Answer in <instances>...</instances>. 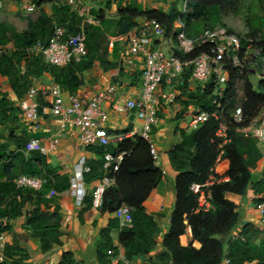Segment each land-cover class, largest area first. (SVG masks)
Segmentation results:
<instances>
[{
    "label": "trees",
    "instance_id": "1",
    "mask_svg": "<svg viewBox=\"0 0 264 264\" xmlns=\"http://www.w3.org/2000/svg\"><path fill=\"white\" fill-rule=\"evenodd\" d=\"M181 13L174 6L167 14L152 10L143 11L135 0H117V17L119 35H127L135 26L136 20L156 21L165 31V36L171 40V51L179 56L175 48V37L181 31L188 38L197 36L202 30L222 25V10L237 14V6L241 0H186ZM258 11L262 13L260 26H264V0H254ZM36 9L43 5H51V15L42 10L35 20H27V29L17 33L10 26L0 23V77L8 80L11 92L16 99L22 96L30 87V78H37L46 73L54 83L69 93H74L82 86L80 75L90 69L99 60L97 47L100 39L98 29L85 25V43L87 56L79 63H71L63 68L45 65L41 55L30 54L37 44L46 46L56 28H65L68 34L78 32L80 19L72 14L63 2L54 0H32ZM215 7L217 13L209 12ZM94 14V12L92 13ZM96 20H102L100 12H95ZM181 23L180 30L175 24ZM198 24H202L199 30ZM251 27V32L244 39L255 37L264 29ZM264 38V34H263ZM264 50V43H259ZM199 49L185 56L188 61L194 59ZM25 63L23 74L18 73L21 63ZM112 68V66H111ZM228 82L224 98L220 100L225 111L221 119L208 120L197 129L189 132L178 130L179 141L167 153L170 164L175 172V202L169 217L168 230L161 238V252L157 255L158 264H222L224 259L228 264H264V214L262 223L240 227V235L230 240L231 233L238 228L239 213L237 207L225 199L227 193L244 197L252 191L255 205L264 202V171L261 180L253 182L254 172L263 154L253 138H244L237 132L245 127L261 110H264V89L259 81V89L254 91L247 76L239 75L227 67ZM190 69L181 76V90L184 91L178 101L182 104L175 120L185 116L188 106L195 111H212L211 85L205 90L197 89L186 94ZM242 81L241 107L244 121L235 125L230 114L235 107V85ZM42 107H38V117L42 115ZM196 114V113H195ZM20 111L12 102L3 96L0 98V237L10 232L9 222L22 217L25 207L29 210L24 215V226L29 230L28 236L39 239L42 254L50 252L59 245L62 235L58 208H52L50 192L60 195L72 187V177L68 174L55 173L46 158L40 152L26 153L28 141L19 134ZM220 125L225 126V136L217 137ZM131 127L116 134L127 135ZM14 150H11V148ZM87 152L100 157L99 161H89L88 170L82 172V183L89 185L101 180L105 175L113 178V184L106 188L98 211L101 215H111L119 207L125 205L131 209V228L121 229L118 246L113 247L109 231L118 226L111 220L108 230L101 231L102 243L96 254L98 264H110L113 257L120 254L131 259L137 255H147L156 246L159 229L152 216L148 214L143 204L162 179V172L152 159L149 144L140 136L122 138L116 145L107 147H84ZM105 153L113 156L124 154L115 172H105L102 157ZM218 156L224 162V168L216 173L214 167ZM264 158V157H263ZM19 176L42 179L45 184L38 191L18 188L15 180ZM213 181L205 189L208 198V209L199 207L198 195L191 191L192 185H204ZM56 197V196H55ZM84 195L82 204L87 202ZM87 207L89 203L87 202ZM26 211V210H25ZM261 227V229H260ZM190 229L192 242L200 245L198 249L189 244L182 247L179 238ZM28 237H15L14 244L5 246L4 264H28V255L20 241L26 242ZM113 256V257H112ZM59 264H77L71 253L63 252Z\"/></svg>",
    "mask_w": 264,
    "mask_h": 264
},
{
    "label": "crops",
    "instance_id": "2",
    "mask_svg": "<svg viewBox=\"0 0 264 264\" xmlns=\"http://www.w3.org/2000/svg\"><path fill=\"white\" fill-rule=\"evenodd\" d=\"M54 1L65 3L70 12L80 19L81 22L78 31L85 28V25H90L86 23V19H93L97 22L96 25L91 26L98 29L100 39L97 52L99 60H104V64L95 61L90 69L82 72L80 75L82 86L75 92L79 94L94 95L100 91H106L109 88H113L114 101L117 103L129 99H138L140 96L139 77L143 62L140 56L134 58L127 56L128 49L123 40L125 35H119L120 30L117 24V0H74L75 3L72 5L68 4V0ZM181 1L182 0H174L171 3L169 0H144L142 4L135 2L143 11L156 10L167 14L170 11L167 5L169 2L172 4V8L174 6L177 8L180 6ZM48 5L50 7L47 10ZM17 6L16 3L11 4V0H2L0 23L10 26L17 33H21L27 29L28 19L24 21V26L22 25L23 23L19 25L18 20L19 18L22 19L23 16H25V13L20 9L18 2ZM40 10H42L47 16L52 13L50 4L37 8V16L39 15ZM182 10L178 11L182 13ZM93 12L94 14H92ZM95 12H100L102 20H96ZM135 22L139 25L143 22V19H138ZM62 30L65 32V36L76 34H68L65 28H62ZM172 46L173 44L171 40L166 38L164 44L160 45V48L169 51ZM124 59H131L132 65H125L123 63ZM24 71L25 63L22 62L18 69V73L23 74ZM52 85L56 84L52 77L46 73L37 78H30V87L41 88ZM59 88L62 101L68 103V97L71 93L60 86ZM3 96H6L12 102L14 107L18 108V101L20 99H16V96L11 92L7 78L0 77V98ZM24 96L25 94L21 99H23ZM52 100V97L45 98L40 94L36 98L38 106H41L42 109L48 108ZM191 107L193 106H188L185 116H183L181 120H175L178 113L183 109L180 102L174 107L160 106V111L158 112V124L152 128L151 142L158 155L156 165L162 172V179L143 204V207L146 212L152 216L156 223L159 229V236L156 240L157 244L155 248L149 254L137 255L130 259L137 264H158L156 257L162 251L160 245L161 238L168 230L169 217L175 202V172L169 162L167 153L179 141V136L176 133L178 130H185L187 132L193 130L189 127L191 119L190 114L193 112V110L190 109ZM105 109L108 113V122L106 125L107 133L111 138L110 145L112 147H116L117 143L120 141L119 139L131 137L130 133L133 130L136 131L140 129L141 124L134 119L133 115H130L129 117L116 116L108 106H105ZM193 109L195 112V107ZM19 117L18 133L23 134L28 143L30 141H37L39 143V146L43 149L41 154L44 155L47 163L55 173L61 175L68 174L74 178L77 173L80 172L82 175L83 171L88 170L87 163L89 161L100 160V157L86 151L79 140L78 132L62 123L60 117L52 116L50 114H42L33 124L24 121L21 114ZM128 127H131L132 129L129 134L125 136L116 134ZM257 147L261 154H263L264 145L257 143ZM11 150H14V148L12 147ZM218 164L221 165V168H224V162L222 160L218 162L217 159L216 165ZM263 171L264 158L262 156V160L259 161L254 172V182L261 180ZM97 182H93L89 185L81 183L89 207H87V202L79 207L75 205L76 197L73 193V187H71L69 191L51 198L52 208H58L60 229L63 233L59 238V245L54 246L50 252L42 254L39 239L28 236L29 230L24 226V215L29 210L28 207H25L22 217L9 222L10 232L0 237V240L4 244V250L6 245L14 244L15 237L22 236L28 237L26 242L20 241L19 243V246L23 247L28 255V264H59L63 252L71 253L77 264H98L96 254L99 244L102 243L101 231L108 230L111 220H117L113 214L101 215L98 208H93V190L97 186ZM225 199L228 202L233 203L237 207V212L240 214L238 228L231 233L229 238L232 240L233 235H240V227L244 224L255 225L260 221V218L255 210V203L253 202L255 197L252 191H249L244 197L227 193ZM240 210L242 211L239 212ZM117 224V227L112 228L109 231V237L113 247L118 246V237L122 229L118 221ZM179 244L182 247L191 244L195 249L200 247L198 243L192 242L189 228L186 230L185 235L179 238ZM116 258L117 255L116 257H113L110 264H112ZM8 261L9 260L6 259L5 262Z\"/></svg>",
    "mask_w": 264,
    "mask_h": 264
},
{
    "label": "built area",
    "instance_id": "3",
    "mask_svg": "<svg viewBox=\"0 0 264 264\" xmlns=\"http://www.w3.org/2000/svg\"><path fill=\"white\" fill-rule=\"evenodd\" d=\"M20 9L27 15L36 11V7L32 0H17ZM142 4L144 0H135ZM186 0L183 3L185 9ZM74 0H68V4H74ZM2 0H0V9ZM86 23L96 25L93 19H86ZM176 28L183 30L184 25L176 24ZM264 31L255 37L244 39L223 26H215L202 30L197 36L188 38L185 32L181 31L175 37V48L179 56H175L173 52L162 50L160 45L166 40L165 31L156 21L143 20V22L135 26L123 40L128 49L129 57L140 56L143 66L140 74V96L138 99H129L121 103L114 101V89L109 88L106 91H100L94 95L79 94L74 92L68 97V103H64L60 97V88L58 85L48 87H30L23 99L18 101V109L24 121L27 123H35L38 119V104L36 98L40 94L42 97H52L53 100L48 108L41 110L42 114H50L60 117L62 123L69 128H73L78 132L79 140L84 147L98 146L107 147L111 144V138L107 133L108 113L105 106L116 116L129 117L133 115L136 121H139L140 129L132 131L130 136H140L149 144L152 159L156 162L158 155L155 147L151 142L152 128L158 124V112L160 106L171 107L176 106L182 97L184 91L181 76L186 69H190V75L187 83L186 94L195 92L197 89L205 90L211 85V105L212 111H195L194 107L190 109L191 119L189 127L197 129L201 124L208 120L221 119V113L225 111L220 100L224 98L226 93V85L228 82L227 67L236 71L237 74L247 76L256 75L262 83L264 89V50L259 43H264ZM199 49L198 55L188 61L184 57L192 54ZM30 54L41 55L45 65L63 68L71 63H79L87 56L85 46V33L80 29L75 35L65 36L62 28H56L52 37L46 46L40 44L35 45ZM132 60L127 59L123 63L127 66L132 65ZM77 93V94H76ZM196 113V114H195ZM230 117L235 125H241L244 121L241 102L233 108ZM225 126L220 125L216 134L217 137L225 136ZM237 132L244 138H253L260 145H264V114L260 112L252 118L245 127H239ZM121 140V139H119ZM38 151L43 152L37 141H30L27 144L26 152ZM124 154L113 156L105 153L102 157L103 169L105 172H115L118 165L122 161ZM264 157V151H263ZM221 161L218 156V162ZM82 163V161H81ZM75 184L72 185L73 193L76 197L75 205H82L84 191L79 183L82 180L81 173H77L73 178ZM213 181L204 185H192L191 191L198 195V204L200 208L208 209L209 195L205 189L211 185ZM45 184L42 179L32 178L28 176H19L15 180L18 188L38 191ZM113 184V178L105 175L97 182V186L93 190V208L100 207L102 195L106 188ZM57 196L56 193L50 192L48 198ZM255 210L262 223L264 214V202L255 205ZM114 217L119 222L120 227L131 228L132 218L131 209L125 205L119 207L114 213ZM238 235H233L237 238ZM6 261L4 253V244L0 240V264ZM112 264H137L128 258L118 254ZM223 264H228V260L224 259Z\"/></svg>",
    "mask_w": 264,
    "mask_h": 264
},
{
    "label": "rangeland",
    "instance_id": "4",
    "mask_svg": "<svg viewBox=\"0 0 264 264\" xmlns=\"http://www.w3.org/2000/svg\"><path fill=\"white\" fill-rule=\"evenodd\" d=\"M58 1V0H57ZM61 1H66V0H61ZM162 1H165V0H162ZM171 1H174V0H169ZM17 0H11V4H14L16 3V6H17ZM170 2L167 4L168 7H169V10L172 9V4ZM183 3H184V0L181 1V4L179 7H177V9L179 11L182 10V6H183ZM49 5L47 6V10L49 9ZM18 8V6H17ZM228 9H232V6H228L227 9H223L222 10V25H218V26H223L225 27L226 29L240 35V36H244L248 33L251 32V27H253L254 25L257 26V30H262L264 29V26H260V22H261V18H262V13H260L258 11V6L257 4L255 3L254 0H241L239 2V5L237 6L236 9H238V12L237 14H230L228 13ZM20 11V10H19ZM209 12L210 13H213V14H216L218 11L215 7H212V8H209ZM37 16V11H35L33 14H30V15H26L23 16L22 19L19 18L18 22H19V25L22 24L24 26L25 24V20L26 19H31V20H34ZM22 27V26H20ZM19 27V29H20ZM200 29H202V24H198L197 26ZM124 46V45H123ZM249 79V82L251 83L252 85V88L254 91H261L262 89H259V85H258V82H259V79L256 75H250L248 77ZM242 85H243V82L242 81H238L237 85H235V96H234V103L235 104H238L240 103L243 98H242ZM179 104V103H178ZM260 114H264V110H261L260 111ZM174 124V123H173ZM225 166V165H223ZM223 168H221V165H215L214 167V171L215 172H220ZM255 181V176H253V182ZM79 183L81 184L82 183V180L79 181ZM83 184V183H82ZM242 210H240L239 212H241ZM240 215V214H239ZM259 217V216H258ZM257 224H261L260 222H258ZM261 229V227H260Z\"/></svg>",
    "mask_w": 264,
    "mask_h": 264
},
{
    "label": "water",
    "instance_id": "5",
    "mask_svg": "<svg viewBox=\"0 0 264 264\" xmlns=\"http://www.w3.org/2000/svg\"><path fill=\"white\" fill-rule=\"evenodd\" d=\"M74 184H75V179L72 180V185H74Z\"/></svg>",
    "mask_w": 264,
    "mask_h": 264
}]
</instances>
